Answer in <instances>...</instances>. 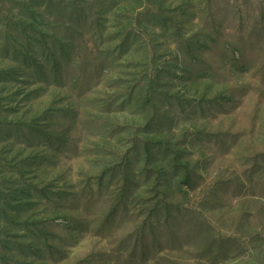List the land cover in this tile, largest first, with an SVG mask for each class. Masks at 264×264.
<instances>
[{
	"label": "rangeland",
	"instance_id": "374dc122",
	"mask_svg": "<svg viewBox=\"0 0 264 264\" xmlns=\"http://www.w3.org/2000/svg\"><path fill=\"white\" fill-rule=\"evenodd\" d=\"M0 264H264V0H0Z\"/></svg>",
	"mask_w": 264,
	"mask_h": 264
}]
</instances>
